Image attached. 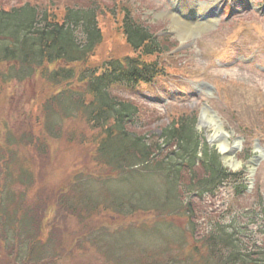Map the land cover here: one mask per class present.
<instances>
[{"label":"rangeland","instance_id":"1","mask_svg":"<svg viewBox=\"0 0 264 264\" xmlns=\"http://www.w3.org/2000/svg\"><path fill=\"white\" fill-rule=\"evenodd\" d=\"M209 1L212 0H0V7L10 10L28 4L40 10L62 11L96 6V17L104 39L96 49L92 65L99 64L100 56L104 61L129 54L119 28L124 15L122 5L128 6L134 18L149 26L157 37L163 32L171 36L170 42L177 47L174 50L169 48L173 51L159 58L165 74L149 84L135 85L131 89L118 88L115 93L138 102L140 133L152 130L157 136L159 129L174 117L191 112L199 117L207 104L223 121L227 131L234 130L235 137L243 139L240 149L233 154L236 170L224 167L227 173L238 175L228 177L200 196H197L199 192L193 197L183 196V200L191 202L195 210L193 220L200 228H210L217 222L234 223L245 227L248 231L244 236L260 245L264 241L261 232L264 218L260 216L264 209V72L258 68H264V17L245 8L255 5L263 10L264 0H223L221 7L222 0H214L217 1L216 10L225 8L216 22L207 26V22L200 21L201 14L193 5ZM242 9L244 11L240 12ZM113 11L117 16L110 14ZM0 91V187L7 185L8 179L2 175L10 166L18 171L17 166L22 164L26 165L24 169L37 171L35 192L19 182L13 184L17 185L12 190L16 201L27 198L28 202L22 204L25 211L22 218L29 227L33 226L32 234L38 233V227L44 231L42 235L48 237L46 247L56 255L55 264H136L137 259L142 264H183L189 260L184 254L187 248L195 246V237H190L181 213L164 210L163 214H158L150 208L135 210L130 214L132 216L107 218L104 226L95 220L101 218L97 207L114 202L106 195L108 188L104 183L110 172L105 167L100 168L88 153L87 141L91 133L84 132L82 124L72 132L75 118L57 114L58 121L62 123L64 120L65 130L60 138L54 139L53 134L59 128L51 130L48 127L45 109L46 103L55 95L50 84L33 77L21 83L4 84ZM54 106L53 111H59V106ZM196 131L208 144L211 130L197 123ZM21 133L38 136L49 144L50 163L36 162L37 156L28 151V139L17 143ZM71 133L74 142L68 141ZM77 144L80 147H76ZM208 147L216 151L210 141ZM258 148L262 150V156L252 177L250 161L257 155ZM173 149L168 146L164 154ZM135 172L150 174L162 187L158 178L161 174L155 175L154 170L153 173L142 165ZM183 173L180 182L185 183L191 174L188 171ZM70 184L68 193L75 204L81 199L80 191L86 194L91 188L95 189L97 198L106 203L84 207L82 219L63 213L59 203L49 194L59 186ZM126 188L130 187L125 185L120 189L126 191ZM7 189L5 187L3 191ZM164 194L160 191V195ZM6 198L3 193V200ZM29 205L31 208H27ZM33 214L34 224L30 225ZM87 220L96 222L93 227H85L91 226L85 224ZM159 223L169 226L168 229L172 230L168 234L170 237L159 236L164 234L160 225L150 229ZM4 237L1 231L0 264H17L11 253L13 246L9 247ZM32 241L33 237L29 235L28 245Z\"/></svg>","mask_w":264,"mask_h":264},{"label":"trees","instance_id":"2","mask_svg":"<svg viewBox=\"0 0 264 264\" xmlns=\"http://www.w3.org/2000/svg\"><path fill=\"white\" fill-rule=\"evenodd\" d=\"M121 9L124 15L118 27L129 54L104 61L100 56L99 64L92 65L96 49L104 39L96 6L62 11L40 10L28 4L10 10L0 7V90L4 84L21 83L33 77L50 84L55 95L46 103L45 109L48 127L51 130L59 128L53 134L54 139L60 138L65 130L64 120L61 123L55 117L60 113L75 118L71 125L73 133L81 124L84 132L91 133V140L87 141L88 153L100 168L105 167L110 172L104 183L108 188L106 195L114 202L108 204L97 198L95 189L91 188L86 194L80 191L81 199L75 204L68 193L71 184L53 189L49 196L59 203L63 213H71L79 219L83 218L84 207L106 203L97 207L101 218L95 220L101 226L107 218L132 216L130 214L135 210L153 208L158 214H163L164 210L181 213L190 237H195V246L187 248L184 254L189 260L183 264H264V241L260 245L250 241L244 236L248 230L234 223L217 222L210 228H200L193 220L195 210L191 202L183 200V196L190 197L195 192L201 195L228 176H234L221 168L217 152L202 143V137L195 129L196 115L173 118L168 126L160 129V135L152 138L148 133L139 132L138 104L115 93L118 88L131 89L160 75L162 67L157 58L176 45L170 42L169 36L157 37L149 26L134 18L128 6L122 5ZM54 105L59 106V111H53ZM73 133L68 137L69 142H74ZM40 135L44 138L43 133ZM24 139L29 140L28 151L37 156L36 162L50 163L49 144L27 133L18 135L17 143ZM170 145L174 149L164 154V149ZM142 165L151 172L154 170L155 175L161 174L157 177L162 187L150 174L135 172ZM24 166L18 165V171L10 166L2 175L8 181L0 187V232H4L6 244L13 246L11 253L17 264H55L56 255L46 247L48 237L43 236L44 231L38 227V233L32 234L33 226L29 227L22 218L25 213L22 204L28 202L27 198L15 200L12 188L17 184L14 183L26 184L32 193L36 190L34 177L37 171L24 169ZM183 171L191 174L185 183L180 182ZM119 179L124 187L130 188L120 189ZM5 187L8 189L3 191ZM160 191L165 194L160 195ZM3 193L7 195L6 201ZM92 196L96 198L92 199ZM261 211L260 216L264 218V209ZM34 214L29 219L30 225L34 224ZM96 221L87 220L85 224L91 226L85 227H93ZM158 225L164 232L159 236L168 237L170 229L163 223L150 229ZM261 232L264 233V227ZM29 235L33 237L30 245L27 242ZM142 263L137 259L136 264Z\"/></svg>","mask_w":264,"mask_h":264},{"label":"bare ground","instance_id":"3","mask_svg":"<svg viewBox=\"0 0 264 264\" xmlns=\"http://www.w3.org/2000/svg\"><path fill=\"white\" fill-rule=\"evenodd\" d=\"M201 13H204L208 10H212V3H204L198 5ZM216 19H213L211 21H206L207 26L210 23H214ZM200 125L202 127H206L211 130V134L209 135V141L212 146H216L218 152L222 155L223 161L225 166H232L233 164V153H235V149H237V143L230 142V138H227V134L223 133V124L220 121L219 118L215 117L214 115H209L208 111L204 109L201 119H200Z\"/></svg>","mask_w":264,"mask_h":264}]
</instances>
